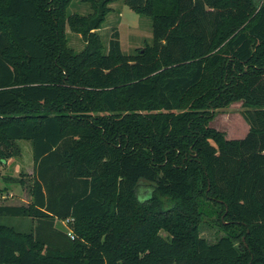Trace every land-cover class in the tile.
Returning a JSON list of instances; mask_svg holds the SVG:
<instances>
[{
    "label": "trees",
    "instance_id": "obj_1",
    "mask_svg": "<svg viewBox=\"0 0 264 264\" xmlns=\"http://www.w3.org/2000/svg\"><path fill=\"white\" fill-rule=\"evenodd\" d=\"M71 1L0 0V168L21 140L33 160L0 264H264V0H124L151 19L133 53L98 33L117 0ZM234 101L248 131L226 138Z\"/></svg>",
    "mask_w": 264,
    "mask_h": 264
},
{
    "label": "rangeland",
    "instance_id": "obj_2",
    "mask_svg": "<svg viewBox=\"0 0 264 264\" xmlns=\"http://www.w3.org/2000/svg\"><path fill=\"white\" fill-rule=\"evenodd\" d=\"M112 8L107 14L105 21L98 29V33L104 45V51L108 50L109 40L113 31L116 29L119 33L121 50L124 53H133L137 48L143 47L146 43L151 42V19L147 16L139 15L132 11L124 2L117 0L109 4ZM67 12L87 14L91 12L90 3L87 0H72L67 8ZM69 46L79 52L84 47V41L80 34L67 31ZM244 107L241 101H234L222 108L215 110L214 117L210 125L223 132L226 138H241L248 131V124L242 115ZM20 152L17 156L9 159V164L0 168V185L3 187L4 176H10L14 179H22L23 183L17 181L8 182L7 190L0 196V204H26L25 200L29 199L27 184L33 171V160L30 142L21 140L18 142ZM7 188V189H8ZM15 188V189H14ZM3 222L15 226L17 229L27 230L33 225L27 218L5 217ZM60 221L57 225L61 226ZM63 226L65 225L62 223ZM217 222L204 218L200 226V235L208 241L213 242L219 236L223 235ZM162 235L166 234L162 232Z\"/></svg>",
    "mask_w": 264,
    "mask_h": 264
},
{
    "label": "crops",
    "instance_id": "obj_3",
    "mask_svg": "<svg viewBox=\"0 0 264 264\" xmlns=\"http://www.w3.org/2000/svg\"><path fill=\"white\" fill-rule=\"evenodd\" d=\"M11 159V158H10ZM6 164H9V159L5 162V164L4 165H6ZM15 189V188H14ZM7 191L10 193V194H12V192H10V189L8 188L7 189ZM30 198V197H29ZM29 201V199L28 200H25V202L24 203H27ZM11 205H22V204H11Z\"/></svg>",
    "mask_w": 264,
    "mask_h": 264
},
{
    "label": "built area",
    "instance_id": "obj_4",
    "mask_svg": "<svg viewBox=\"0 0 264 264\" xmlns=\"http://www.w3.org/2000/svg\"><path fill=\"white\" fill-rule=\"evenodd\" d=\"M68 221H69V219H66V220L63 221V223L66 224ZM68 234L71 235L70 230H68Z\"/></svg>",
    "mask_w": 264,
    "mask_h": 264
}]
</instances>
